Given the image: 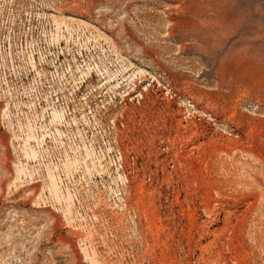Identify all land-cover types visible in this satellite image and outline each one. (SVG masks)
Segmentation results:
<instances>
[{"label": "rangeland", "instance_id": "1", "mask_svg": "<svg viewBox=\"0 0 264 264\" xmlns=\"http://www.w3.org/2000/svg\"><path fill=\"white\" fill-rule=\"evenodd\" d=\"M0 264H264V0H0Z\"/></svg>", "mask_w": 264, "mask_h": 264}, {"label": "bare ground", "instance_id": "2", "mask_svg": "<svg viewBox=\"0 0 264 264\" xmlns=\"http://www.w3.org/2000/svg\"><path fill=\"white\" fill-rule=\"evenodd\" d=\"M67 19V18H66ZM69 19V18H68ZM70 20H74L73 18H70ZM133 78H136V75H133ZM131 79V78H130ZM54 116V118H56L57 120L58 119H62V115L61 114H54L53 115ZM213 122H214V120H212ZM217 134V133H216ZM212 137V136H211ZM249 153H250V151H248ZM259 155V154H258ZM27 156H29V158H30V156L32 157V158H34L35 157V153L31 150L30 151V153L29 154H27ZM18 171H19V169H18ZM21 172V171H20ZM51 187H52V189L53 190H55L56 188H55V185H54V183L53 182H51ZM224 216V215H223ZM174 231V230H173Z\"/></svg>", "mask_w": 264, "mask_h": 264}]
</instances>
